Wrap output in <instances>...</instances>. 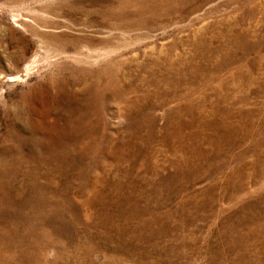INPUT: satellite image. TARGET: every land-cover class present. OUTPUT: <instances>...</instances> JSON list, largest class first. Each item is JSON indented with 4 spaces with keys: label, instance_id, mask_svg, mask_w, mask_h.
Segmentation results:
<instances>
[{
    "label": "rangeland",
    "instance_id": "374dc122",
    "mask_svg": "<svg viewBox=\"0 0 264 264\" xmlns=\"http://www.w3.org/2000/svg\"><path fill=\"white\" fill-rule=\"evenodd\" d=\"M0 245L264 264V0H0Z\"/></svg>",
    "mask_w": 264,
    "mask_h": 264
},
{
    "label": "bare ground",
    "instance_id": "6f19581e",
    "mask_svg": "<svg viewBox=\"0 0 264 264\" xmlns=\"http://www.w3.org/2000/svg\"><path fill=\"white\" fill-rule=\"evenodd\" d=\"M118 1V0H117ZM136 1V0H135ZM150 1V0H149ZM122 3V2H121ZM194 3V2H193ZM157 4V3H156ZM154 5H155V3H154ZM181 5H183V4H181ZM156 6V5H155ZM176 6H178V5H176ZM187 6V5H186ZM192 6V5H191ZM120 8V7H119ZM181 8V7H180ZM120 10V9H119ZM118 10V11H119ZM181 10V9H180ZM198 10V9H197ZM124 11V10H123ZM134 11H135V9H134ZM114 12H115V10H114ZM159 16V15H158ZM180 16V15H179ZM164 18V17H163ZM155 19V18H154ZM184 19V18H183ZM127 21V20H126ZM151 21V20H150ZM117 23V22H116ZM140 25H142V24H140ZM151 28V27H150ZM60 144V143H59ZM45 146V145H44ZM6 184H7V182H6ZM5 189V188H4ZM10 194V193H9ZM9 200V199H8ZM47 201V200H46ZM45 201V202H46ZM28 214V213H27ZM25 224V223H24ZM26 226V225H25ZM5 228V227H4ZM14 229V228H13ZM19 232V231H18ZM24 233V232H23ZM49 233V232H48ZM46 235V234H45ZM8 236V235H7ZM21 241V240H20ZM1 246V245H0ZM16 251V250H15ZM14 251V252H15ZM44 251V250H43ZM14 256V255H13ZM7 258H9V257H7ZM24 262V261H23ZM22 264V263H21Z\"/></svg>",
    "mask_w": 264,
    "mask_h": 264
}]
</instances>
